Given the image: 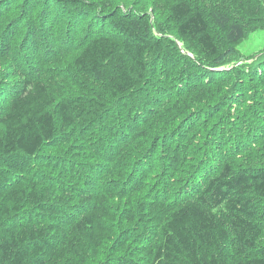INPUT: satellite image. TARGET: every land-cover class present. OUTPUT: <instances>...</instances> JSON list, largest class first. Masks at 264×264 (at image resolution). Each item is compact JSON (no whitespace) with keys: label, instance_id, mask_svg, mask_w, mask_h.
<instances>
[{"label":"trees","instance_id":"trees-1","mask_svg":"<svg viewBox=\"0 0 264 264\" xmlns=\"http://www.w3.org/2000/svg\"><path fill=\"white\" fill-rule=\"evenodd\" d=\"M0 16L11 20L7 46L28 29L27 54L49 40L70 49L87 21L72 61L82 94L58 101L18 68L4 97L0 264H264V53L224 77L211 69L264 25V0L169 5L176 33L211 63L168 47L152 16L128 3L0 0ZM172 101L181 129L164 147L156 136L129 177L112 183L140 192L113 206L96 186L124 158L115 146L149 123L139 112L156 116L154 106ZM159 206L163 217L151 223Z\"/></svg>","mask_w":264,"mask_h":264},{"label":"rangeland","instance_id":"rangeland-1","mask_svg":"<svg viewBox=\"0 0 264 264\" xmlns=\"http://www.w3.org/2000/svg\"><path fill=\"white\" fill-rule=\"evenodd\" d=\"M92 1H95V3L100 7L105 1H109L110 4L120 5L122 7L128 3V5L134 9L139 8L141 11H144L146 14L152 16L157 38L160 37L163 38L165 42L168 41V47H177L181 53L187 54L194 60L202 59L205 62H214L202 55L199 52V49L190 47L188 41L176 33L177 31L175 26L168 16L169 5L172 2H175V0ZM24 7L25 6L19 5V10ZM16 13L10 16H15ZM81 22L80 31L78 30L79 33L76 35V39H74L70 49L65 48L64 50H55L49 40V45L45 47L46 49L43 48L40 53L27 54L22 50L21 44H23L22 42L24 38H26V35L29 33L28 29H25L22 35L15 36L13 38L12 45L7 46L6 43L8 41V37H10L8 35V31L11 20H8L5 16H0V110H2L5 106L4 97L9 95L8 88L15 85L21 79L14 75L16 73L15 70L18 68L23 72H26L31 77L43 79L51 94L55 95L58 101L71 97L73 94H82V89L80 88L79 83V80H82V78L78 76V71L77 69H74V65L72 66L73 58L82 48V46L78 44L81 42L83 43L85 40V34H83V32L81 33V29L83 27L86 28L85 26H87V21L84 18L81 19ZM256 26L257 25L252 26L253 28L248 31L246 37L237 43V45L235 44L230 46L231 53L226 56L223 64L214 68L212 67L211 69L219 71L221 74L220 76L224 77V71L227 69L251 64V62L253 63L260 54L264 53V25ZM70 28L71 26L68 25V31ZM160 30L162 32H160ZM74 35L75 34L72 36L73 38ZM18 50H22L21 53L23 56L17 54ZM48 50H51V53H49ZM177 103L179 106H174V104ZM154 107L155 112H157L156 116H153L154 114H148L147 112H139L141 115L146 116L150 120L149 123H146L142 129L136 132V134H133L130 138L128 137L127 140L115 146V153L122 150L124 158L118 155V157L113 160V164L108 161L107 164L110 163L108 166L111 168L107 173H105V175L102 174L104 180H102L101 184L96 186V189L99 191H101V189L106 190L107 194L111 198L110 201L113 206L114 202L116 203V206L118 202L127 204L130 198L133 199L140 192L136 191L132 186L122 191H116L115 188H111L112 183L121 178L129 177L128 174L132 171L131 168L135 165L137 158L145 159L151 152L150 144L156 136L163 139V141L160 142V147H164V144L171 132H173V129L175 130L181 125V123L176 120L181 109V104L179 102L172 101L168 104L164 103V105L160 107ZM178 108L180 109L178 110ZM167 123L168 126L165 127ZM167 128H169V130H167ZM114 155L116 156L117 154ZM158 157L160 159L158 163L160 167H157L156 171L157 173L162 174V158L161 155H158ZM105 169H108L107 165ZM149 169L151 170L152 168L149 167ZM152 174L154 175L155 173L152 172ZM121 175H123V177H121ZM102 193H104L103 190ZM156 198L157 197H154L148 200L151 205L160 204L156 203ZM164 209L165 208H163V206H159L157 212H160L161 216L160 218L152 217V219H150L151 223H156L155 221H159V219L161 220L163 217L162 211ZM222 213H225L224 209H222Z\"/></svg>","mask_w":264,"mask_h":264}]
</instances>
